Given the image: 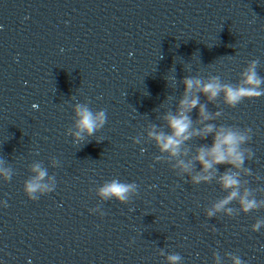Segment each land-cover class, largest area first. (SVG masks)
I'll use <instances>...</instances> for the list:
<instances>
[{"label": "clouds", "instance_id": "1", "mask_svg": "<svg viewBox=\"0 0 264 264\" xmlns=\"http://www.w3.org/2000/svg\"><path fill=\"white\" fill-rule=\"evenodd\" d=\"M258 60H252L247 68L241 73V79L236 84L221 83L218 77H212L208 82H203L200 79L185 77L183 83L185 85V94L179 104L177 114H169L165 117L170 134L155 131H150L148 135L152 137L156 146L161 152L169 153L173 157H178L182 154V145L185 141L191 139L193 136H199L201 139H206L210 133H213L215 126L212 124L205 125L202 129L192 130V120L188 113L199 105V116L202 121L210 119L206 111V107L200 104L198 96L189 97V93L195 88L199 92L207 96L209 101L215 100L221 93L224 96V102L227 106L234 108L245 99H253L264 96V77L257 73ZM76 128L75 137L78 141L83 140L85 134L87 136L94 135L101 129L107 121L106 111L101 109L93 112L86 104H77L75 107ZM251 129L246 130H232L230 127L225 128L220 126L215 130V135L211 146H201L197 150L195 161L202 165V172L209 173L214 169L215 165H231L240 169L244 165L245 152L242 145L251 140ZM249 155H252L250 152ZM184 173H190L193 167V162H185L178 160L177 164ZM37 175L25 183V194L30 200H35V193L47 192L51 189L46 183H42L44 178L48 175L45 169H42L39 164L33 166L32 169ZM218 172L219 170L216 169ZM0 173L5 175V178L10 179V171L0 168ZM212 178L211 174L203 175L196 174L192 176V182L199 184L202 181H209ZM219 182L224 190L229 191L228 195L214 204V206L207 212L209 217L214 216L217 212L225 210L234 199L239 196V203L241 210L248 213L261 207V202L255 199H249V193L245 190L242 196L239 195L238 188L240 180L238 174L225 171L219 176ZM138 185L135 182L124 183L119 180H112L104 184L99 189V195L104 199L115 198L124 203L127 202L131 195L136 194ZM231 209H227L230 214ZM261 226H264V220H257L252 225V231H259ZM163 254V253H162ZM169 264H179L181 257L178 254H172L167 257ZM234 264H244L239 257H234Z\"/></svg>", "mask_w": 264, "mask_h": 264}]
</instances>
